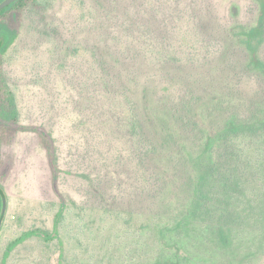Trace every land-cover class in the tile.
<instances>
[{
	"label": "rangeland",
	"instance_id": "rangeland-1",
	"mask_svg": "<svg viewBox=\"0 0 264 264\" xmlns=\"http://www.w3.org/2000/svg\"><path fill=\"white\" fill-rule=\"evenodd\" d=\"M259 15V0L9 9L21 118L1 144L0 264H264V75L243 40ZM30 126L52 132L57 179Z\"/></svg>",
	"mask_w": 264,
	"mask_h": 264
},
{
	"label": "trees",
	"instance_id": "trees-1",
	"mask_svg": "<svg viewBox=\"0 0 264 264\" xmlns=\"http://www.w3.org/2000/svg\"><path fill=\"white\" fill-rule=\"evenodd\" d=\"M4 0H0V3ZM26 0H17L12 4L0 9V156H1V144L5 138H11L13 135L20 130V127H16L20 121V108L17 103L16 95L13 89L7 82L5 75L2 73V62H1V54L5 52L9 44L15 38V32L11 30L5 23H2L1 18L6 12L14 6L21 5ZM260 3V15L258 24L254 27H251L245 33L244 43L247 46V49L250 51V65L254 69H258L262 75H264V60H262L257 53V47L260 46L264 41V0H259ZM138 129L141 128V124H137ZM25 128V127H24ZM23 128V129H24ZM25 129L36 130L48 149L50 161L55 172V178L57 179V172L59 171L58 167V155L56 154L57 148L55 146V139L52 132H49L46 129L30 126ZM224 163V161H222ZM221 160L217 163V167H215L212 171V175L219 174L218 172L224 174V164ZM216 172H215V171ZM219 176V175H218ZM55 179V180H56ZM231 193H238V188L236 185H233L230 188ZM213 191H210L209 194H212ZM7 197L5 188L0 184V216L2 212L3 206V198ZM262 205V214H264V202H261ZM58 215H61L58 214ZM41 234L39 230L37 231H28L24 235L20 236L14 243L22 242L26 238H29L32 235ZM43 236L46 240H53L57 237V234H51L49 232L43 233ZM219 240L223 245L231 246L233 245V232L231 230V225L224 224V222L219 226ZM226 264H234L233 262H229ZM236 264H245L244 261H240Z\"/></svg>",
	"mask_w": 264,
	"mask_h": 264
},
{
	"label": "water",
	"instance_id": "water-1",
	"mask_svg": "<svg viewBox=\"0 0 264 264\" xmlns=\"http://www.w3.org/2000/svg\"><path fill=\"white\" fill-rule=\"evenodd\" d=\"M15 1H17V0H4V1H2L0 3V9L12 4ZM6 211H7V197L5 196L3 198V206H2L1 216H0V229H1V226L3 224V220L5 218Z\"/></svg>",
	"mask_w": 264,
	"mask_h": 264
}]
</instances>
